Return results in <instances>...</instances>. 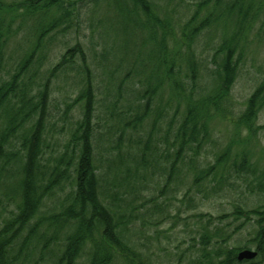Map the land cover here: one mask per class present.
Wrapping results in <instances>:
<instances>
[{"label": "trees", "instance_id": "trees-1", "mask_svg": "<svg viewBox=\"0 0 264 264\" xmlns=\"http://www.w3.org/2000/svg\"><path fill=\"white\" fill-rule=\"evenodd\" d=\"M100 2L108 26L99 34L114 37L110 56L101 51L93 63L79 40L62 38L51 62L55 36ZM263 9L264 0H194L175 18L169 0H0V264H150L153 246L177 241L186 264H264V170L256 173L248 147L264 129V75L236 113L231 101ZM60 76L73 95L63 113L76 106L78 115L54 155L46 137ZM233 115L230 141L213 162L199 161L215 143L214 121ZM233 177L256 180L249 189L260 203L231 200L221 184L234 188ZM180 191L189 209L209 195L227 196L232 208L193 213L205 223L183 222L177 239L162 242L147 226L179 218L163 203ZM229 217L243 219L232 231L252 226L247 243L227 245ZM251 246L254 257L237 259Z\"/></svg>", "mask_w": 264, "mask_h": 264}, {"label": "rangeland", "instance_id": "rangeland-1", "mask_svg": "<svg viewBox=\"0 0 264 264\" xmlns=\"http://www.w3.org/2000/svg\"><path fill=\"white\" fill-rule=\"evenodd\" d=\"M158 3L163 4V0H155ZM194 0H169L170 10L173 13L175 18L181 17L182 14L189 9V5ZM80 9V8H79ZM105 6L103 2H100L92 13V16H89L90 13H85L80 10V14L73 17L71 21L70 30L65 35H56L55 39L49 46L50 50V59L51 62L55 61V58L58 55V51L60 50L58 47L62 38L68 41L69 44L75 42V40H79L87 54L88 59L95 63L100 56L101 51L107 52V56H110V50L112 45H114V41L112 40L113 35L111 32L108 33L110 36L108 40L105 41V38L102 37L103 34H99L101 31L107 28L108 19L106 18L108 14L104 11ZM84 13V14H83ZM107 15V16H106ZM261 20L255 23V26L249 36V43L247 44V48L243 57L242 65L239 69L238 75L234 82V85L231 89V101L234 107V112L243 108V103L246 97L251 93L256 84L260 81V79L264 75V9L261 13ZM21 36V35H20ZM119 37V36H118ZM18 43L21 42V38L17 37L10 42V45L7 49V55L12 59L15 58L16 54L19 52L20 47ZM22 46V45H21ZM107 46V47H106ZM106 48V50H104ZM114 57L112 56L111 59ZM117 59V58H116ZM115 59V60H116ZM118 61V60H117ZM125 64V62H124ZM116 79V78H114ZM53 94L56 98L54 108L52 109L53 117L51 119V123H49L47 129V142L50 146L47 147V153L58 152L61 149L62 143L64 139H66L68 135V130L70 126V115H74L77 117L78 111H76V106L70 111L71 114L64 115L63 113V100L65 96H73L70 95V80L65 78L64 76H60L55 79L52 83ZM55 108H60L62 110L57 111ZM235 116L231 118L229 121L227 120H219L216 119L212 124V138L215 143H208L205 147L204 154L198 157L199 161L205 163H211L214 159V154L220 150L226 143L230 141L233 134V121ZM258 124H264V108L259 112L257 118ZM241 144L234 146L230 160L234 157L235 152H239L241 149ZM249 150L251 154V162L256 167V173H259L261 170H264V129L259 131L257 134V139L253 142V144L249 145ZM233 177L230 181L233 184L234 188L227 187L225 183L221 184V188L226 193L231 200H234L236 203H247L246 207H253L260 203L257 196L253 195V191H250V188L256 187V180H253L251 185H248L242 179H235ZM193 194V192H191ZM173 196V197H172ZM170 195L168 201H166L167 211H170L171 215L178 214V219H173L172 217L168 219V221L157 227L155 226H147L149 235H154V230L156 229L159 232L160 241H165L166 236L171 239H177V236L181 234V230L183 228L182 223L188 222V224H194L193 228H196L199 223H205L206 216H194L193 213H203V214H212L213 216L227 211H230L232 205L228 203L227 196L214 198L209 195L206 198H202L201 205L199 207H195V209H189L188 202L185 197H183L182 192L180 191L177 195ZM166 197L158 198V201L164 200ZM200 196H196V199L199 200ZM224 198V199H223ZM235 204V203H234ZM222 207V209H220ZM243 221L242 217L239 219L229 217L228 219L222 220L223 224H228V232H231L237 224ZM221 222V223H222ZM218 224H220L218 222ZM243 224V223H242ZM251 224V223H250ZM151 228V229H150ZM252 226L249 224H243L237 231H232L231 239L228 242V246L232 247L233 245H242L247 243L252 237ZM154 237V236H152ZM178 242V241H177ZM177 242L160 247H165V250H158L159 246H153L152 250L154 251L153 255L150 256L148 263L150 264H186L184 261H179V250L175 247ZM185 247V245H183ZM251 249L253 247L251 246ZM79 264H83V260L79 259Z\"/></svg>", "mask_w": 264, "mask_h": 264}, {"label": "water", "instance_id": "water-1", "mask_svg": "<svg viewBox=\"0 0 264 264\" xmlns=\"http://www.w3.org/2000/svg\"><path fill=\"white\" fill-rule=\"evenodd\" d=\"M255 255H256V251L255 250L244 248V249H241L240 251H238L237 259H239V260L248 259V258L254 257Z\"/></svg>", "mask_w": 264, "mask_h": 264}]
</instances>
